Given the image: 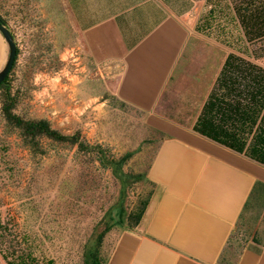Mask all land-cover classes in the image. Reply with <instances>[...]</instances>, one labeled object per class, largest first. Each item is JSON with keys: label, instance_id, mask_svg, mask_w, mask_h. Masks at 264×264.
Masks as SVG:
<instances>
[{"label": "rangeland", "instance_id": "obj_1", "mask_svg": "<svg viewBox=\"0 0 264 264\" xmlns=\"http://www.w3.org/2000/svg\"><path fill=\"white\" fill-rule=\"evenodd\" d=\"M250 2L263 28L264 0ZM213 3L204 0L199 25L233 40L223 23L227 3ZM0 16L18 48L0 89V264H85L87 242L106 214L121 222L106 234L144 223L159 194L147 178L158 140L117 96L113 74L84 53L62 0H0ZM243 37L237 28V51L264 65V37L251 36L250 51ZM8 56L0 31V70ZM9 104L22 119H46L74 139L26 135L7 117ZM246 212L231 239L240 248L264 241L257 195Z\"/></svg>", "mask_w": 264, "mask_h": 264}, {"label": "crops", "instance_id": "obj_2", "mask_svg": "<svg viewBox=\"0 0 264 264\" xmlns=\"http://www.w3.org/2000/svg\"><path fill=\"white\" fill-rule=\"evenodd\" d=\"M247 1L212 0L227 3L225 41L199 25L204 0H62L84 53L158 140L147 178L159 194L141 226L105 235L102 264H264V241H231L253 195L264 203V164L196 127L229 54L251 60L235 48Z\"/></svg>", "mask_w": 264, "mask_h": 264}, {"label": "trees", "instance_id": "obj_3", "mask_svg": "<svg viewBox=\"0 0 264 264\" xmlns=\"http://www.w3.org/2000/svg\"><path fill=\"white\" fill-rule=\"evenodd\" d=\"M237 17L247 38L255 34L264 36L258 12L251 11L248 15L237 12ZM6 81L7 77L0 89L5 86ZM12 106L13 104H9L5 108L7 117L22 126L26 135H46L60 141L74 139L73 136L64 135L52 128L46 119H22L12 113ZM200 125L216 130L218 134L213 136L220 143L245 152L264 164V67L230 53L201 112L197 129L201 128ZM119 224L121 222L111 213L100 220L85 247V264H102L100 249L103 238L107 231Z\"/></svg>", "mask_w": 264, "mask_h": 264}, {"label": "water", "instance_id": "obj_4", "mask_svg": "<svg viewBox=\"0 0 264 264\" xmlns=\"http://www.w3.org/2000/svg\"><path fill=\"white\" fill-rule=\"evenodd\" d=\"M0 31L3 34L8 48H9V56L7 59V62L3 66V68L0 70V85L3 83V81L8 76L9 72L11 71L17 57L18 48L16 45V42L14 40V37L10 31V29L6 26L4 20L0 16Z\"/></svg>", "mask_w": 264, "mask_h": 264}]
</instances>
